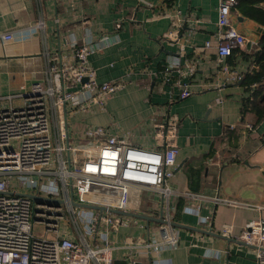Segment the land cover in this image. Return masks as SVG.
<instances>
[{"label": "crops", "instance_id": "1", "mask_svg": "<svg viewBox=\"0 0 264 264\" xmlns=\"http://www.w3.org/2000/svg\"><path fill=\"white\" fill-rule=\"evenodd\" d=\"M28 1L0 0V18L7 22L1 31L33 25L38 12L36 8L29 13ZM30 2L36 7L35 0ZM43 3L47 15L45 33H26L0 47V96L6 95L11 87L41 80L47 56L61 50L65 39L80 38L86 33L94 39L107 36L104 48L95 50L90 63L97 71L98 82L126 76V86L108 100L104 110L93 106L86 113H76L71 126L76 132L85 127H104L112 134L129 133L137 145L157 150L167 139L162 135L170 134L180 151L178 167L184 162L171 181L180 195L172 219L184 227H177L179 242L154 260L140 258V264H258L253 247L234 237L227 241L217 236L224 224L232 225L234 235H239L259 217L255 207H264V121L254 127L251 114L242 116L244 89L239 84L219 87L223 74L215 47L204 48L217 32L220 0H174L171 6L167 0H59V4L56 0H43ZM176 10H181L186 21L179 34L169 37L177 21L173 17ZM241 17L232 10L233 28L245 36L239 49L249 54L259 49L264 27L245 17L239 20ZM120 21L122 27L116 30L115 24ZM96 39L94 48L101 44ZM180 47L198 67L190 83L194 94L185 100L178 98L173 86L163 85L150 76L161 71ZM231 66L244 72L253 67L239 55ZM3 86L7 93H3ZM229 128L234 131L227 134ZM188 168L200 171L198 192L189 188ZM191 193L209 199L195 202L187 197ZM148 197L154 199L143 203L141 213L159 219L162 206L153 195L148 193ZM215 197L237 204H216ZM181 198L184 204L178 210ZM197 206L199 212L192 211ZM91 213L94 212H85ZM207 215L212 220L209 225L202 223V217ZM133 221H139L145 229L138 228L137 223L117 231L100 226V233L105 229L111 232L115 263L124 262L132 252V245L155 240L161 227L157 222Z\"/></svg>", "mask_w": 264, "mask_h": 264}, {"label": "built area", "instance_id": "2", "mask_svg": "<svg viewBox=\"0 0 264 264\" xmlns=\"http://www.w3.org/2000/svg\"><path fill=\"white\" fill-rule=\"evenodd\" d=\"M35 1L38 18L33 25L8 32L0 30V47L26 33H45L44 3ZM234 4L235 0H220L217 32L204 45L205 49L215 47L218 66L222 68V88L238 85L244 73L228 63L233 50L245 41L232 25ZM173 17L177 21L169 37L179 34L186 21L181 10H176ZM121 27V21L115 24L116 30ZM96 38L101 44L94 48ZM96 38L86 33L80 38L65 39L61 50L47 56L41 80L11 87L0 96V264H115L113 246L96 240L108 238V227L130 223L134 218L126 217L130 220L124 223L114 218L111 223L102 213L117 210L143 214V203L154 199L148 193L162 206L159 218L174 222L180 195L171 181L180 151L170 134L162 135L167 139L161 149H146L137 145L129 133L112 134L104 127H85L77 133L70 124L76 113H86L93 106L104 110L108 100L126 86V76L98 82L90 57L96 49L104 48L108 37ZM197 68L180 47L161 71L150 76L173 86L178 98L185 100L194 94L190 83ZM10 83L14 84L12 79ZM247 128L251 129L249 125ZM35 195L40 199L31 197ZM187 197L195 202L209 199L193 193ZM213 200L216 204H237L220 197ZM72 201L96 208L77 207ZM255 208L259 217L239 235H234V227L229 224L223 225L221 235L253 247L257 263L264 264V207ZM80 209L96 213L84 215L86 211L79 212ZM199 210V206L192 208ZM84 221L91 225V234L84 229ZM211 221V216L202 217L203 224ZM36 224L43 226L44 237L36 236ZM101 225L107 228L103 233L98 230ZM50 234L53 238H49ZM178 242V229L171 224L161 225L155 240L131 246L132 252L124 263L140 264L143 257L154 260Z\"/></svg>", "mask_w": 264, "mask_h": 264}, {"label": "trees", "instance_id": "3", "mask_svg": "<svg viewBox=\"0 0 264 264\" xmlns=\"http://www.w3.org/2000/svg\"><path fill=\"white\" fill-rule=\"evenodd\" d=\"M173 1L167 0L168 5L171 6ZM232 10L238 12L242 17L264 27V0H235ZM238 55L253 65L252 69L250 68L243 73V79L239 83L246 94L242 98L241 114L243 117L251 114L254 117L252 124L254 127H257L264 121V33L259 41L258 50L247 54L240 49H234L232 55L228 58V63L235 65ZM233 131L229 128L227 129V134ZM187 175L190 190L198 192L200 189V171L188 168ZM183 204L184 199L181 198L178 202V210H180ZM115 264L125 263L117 262Z\"/></svg>", "mask_w": 264, "mask_h": 264}, {"label": "rangeland", "instance_id": "4", "mask_svg": "<svg viewBox=\"0 0 264 264\" xmlns=\"http://www.w3.org/2000/svg\"><path fill=\"white\" fill-rule=\"evenodd\" d=\"M26 5L28 6V11H29L30 14L33 11L35 12L36 7H34V4L33 5L31 4L30 0L28 2H26ZM0 17H2V16L0 15ZM9 22H10V20H9ZM6 26H7V22L5 24L4 20L0 18V28L2 29V28H5ZM2 90H3V93H7V88L5 86L2 87ZM77 133H78V131H77ZM77 145H79V144H77ZM144 203H146V202H144ZM81 211H92V210H90V209H80L79 212H81ZM135 223L138 224V228L145 229L143 224H139L140 223L139 221H136V222L130 221V223L118 224V225L110 226L108 228H112V229L114 228L113 230L117 231V230L122 229V228H129L130 225L135 224ZM83 227H84V229L86 230L87 233L91 234L90 233V231L92 229L91 225L85 223V221H84ZM82 230H83V228H82ZM148 230H149V227H148L147 231ZM35 234L38 237H44V228H43V226L36 224L35 225ZM110 235L108 236L107 239H104V237L97 238L96 243H98V244H107V245H110V246H114L113 243L111 242ZM48 236H49V238H53L52 234H50ZM94 241H95V239H94Z\"/></svg>", "mask_w": 264, "mask_h": 264}, {"label": "water", "instance_id": "5", "mask_svg": "<svg viewBox=\"0 0 264 264\" xmlns=\"http://www.w3.org/2000/svg\"><path fill=\"white\" fill-rule=\"evenodd\" d=\"M239 20H242V17L241 18H239ZM183 164H184V162H182L180 165H179V167L177 168V170H179L182 166H183ZM32 198H34V199H40V197H38V196H31ZM56 202L57 203H62V201H60V200H56ZM72 204L73 205H75V206H77V207H84V208H96V207H89V206H87V205H80V204H76L74 201H72ZM97 209H102V207H97ZM112 212L113 213H115V214H117V215H120V216H125V217H132V218H134V219H138V220H142V221H145V222H147L148 224L149 223H151V222H157V223H159V224H161V225H167V224H171L173 227H183V225H180V224H178V223H176V222H171V223H169V222H167L166 220H164L163 218H151V217H149V216H146V215H144V214H134V213H125V212H122V211H117V210H112ZM184 228V227H183ZM208 233V232H207ZM208 234H212V233H208ZM213 235V234H212ZM217 236H219V237H221V238H224L225 240H227V241H232V239H229V238H225V237H223L222 235H217Z\"/></svg>", "mask_w": 264, "mask_h": 264}, {"label": "bare ground", "instance_id": "6", "mask_svg": "<svg viewBox=\"0 0 264 264\" xmlns=\"http://www.w3.org/2000/svg\"><path fill=\"white\" fill-rule=\"evenodd\" d=\"M96 212H94V213H91V214H95ZM84 215H86V214H84ZM104 216V218H107V219H109V221L111 222V223H114L115 222V219L114 218H116L120 223H124L125 221H129L130 220V218H127V219H120V218H117L116 216H114V215H112V214H110V213H107V214H105V215H103ZM134 220V219H133ZM131 221V220H130ZM101 224H103V222L101 223ZM100 228H98V230H99Z\"/></svg>", "mask_w": 264, "mask_h": 264}]
</instances>
